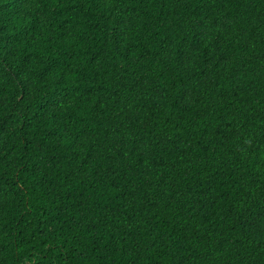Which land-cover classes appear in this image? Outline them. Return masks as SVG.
Instances as JSON below:
<instances>
[{
  "label": "trees",
  "instance_id": "1",
  "mask_svg": "<svg viewBox=\"0 0 264 264\" xmlns=\"http://www.w3.org/2000/svg\"><path fill=\"white\" fill-rule=\"evenodd\" d=\"M0 264H264V0H0Z\"/></svg>",
  "mask_w": 264,
  "mask_h": 264
}]
</instances>
